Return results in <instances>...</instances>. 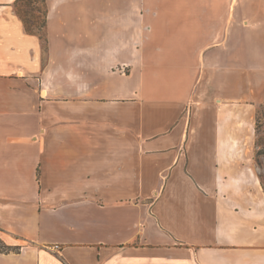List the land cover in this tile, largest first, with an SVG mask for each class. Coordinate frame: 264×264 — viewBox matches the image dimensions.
<instances>
[{
    "label": "crops",
    "instance_id": "1",
    "mask_svg": "<svg viewBox=\"0 0 264 264\" xmlns=\"http://www.w3.org/2000/svg\"><path fill=\"white\" fill-rule=\"evenodd\" d=\"M41 5L0 0V264H264V0Z\"/></svg>",
    "mask_w": 264,
    "mask_h": 264
},
{
    "label": "rangeland",
    "instance_id": "2",
    "mask_svg": "<svg viewBox=\"0 0 264 264\" xmlns=\"http://www.w3.org/2000/svg\"><path fill=\"white\" fill-rule=\"evenodd\" d=\"M17 12H20L22 16L27 19L28 27L37 33L44 34V28H41L42 23L39 22L38 17H41L42 5L40 0H34L32 2L21 1L17 3ZM38 18V20H37ZM39 22V23H38ZM38 24V25H37ZM73 30H79V26L89 28L100 29L102 33L108 32L115 29L116 23L110 21H102L101 23L85 22L79 23L77 21L66 23ZM96 24V27L95 25ZM254 128H255V150H254V166L257 174L261 177L264 182V104L259 106L254 117Z\"/></svg>",
    "mask_w": 264,
    "mask_h": 264
},
{
    "label": "trees",
    "instance_id": "3",
    "mask_svg": "<svg viewBox=\"0 0 264 264\" xmlns=\"http://www.w3.org/2000/svg\"><path fill=\"white\" fill-rule=\"evenodd\" d=\"M20 1H26V2H32L33 0H17V3L18 2H20ZM40 1H44V0H40ZM20 13V12H19ZM23 19H24V22H25V24L27 25V28L29 29V30H31L29 27H28V24H27V19L23 16ZM39 22H41L42 23V25H41V28H44V26H45V22L44 21H39ZM38 22V23H39ZM38 25V24H37ZM41 37L43 38V40H44V42H46L47 41V38H46V36L44 35V34H41ZM263 183V186H264V182H262Z\"/></svg>",
    "mask_w": 264,
    "mask_h": 264
},
{
    "label": "built area",
    "instance_id": "4",
    "mask_svg": "<svg viewBox=\"0 0 264 264\" xmlns=\"http://www.w3.org/2000/svg\"><path fill=\"white\" fill-rule=\"evenodd\" d=\"M56 248H59V245H57Z\"/></svg>",
    "mask_w": 264,
    "mask_h": 264
}]
</instances>
